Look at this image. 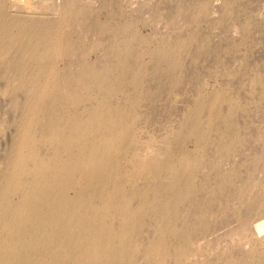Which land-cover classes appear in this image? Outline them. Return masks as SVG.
<instances>
[{
  "label": "rangeland",
  "instance_id": "374dc122",
  "mask_svg": "<svg viewBox=\"0 0 264 264\" xmlns=\"http://www.w3.org/2000/svg\"><path fill=\"white\" fill-rule=\"evenodd\" d=\"M0 264H264V0H0Z\"/></svg>",
  "mask_w": 264,
  "mask_h": 264
},
{
  "label": "bare ground",
  "instance_id": "6f19581e",
  "mask_svg": "<svg viewBox=\"0 0 264 264\" xmlns=\"http://www.w3.org/2000/svg\"><path fill=\"white\" fill-rule=\"evenodd\" d=\"M54 29V28H53Z\"/></svg>",
  "mask_w": 264,
  "mask_h": 264
}]
</instances>
